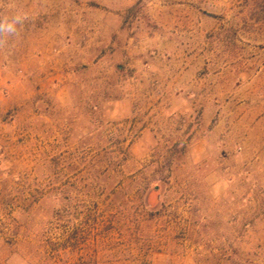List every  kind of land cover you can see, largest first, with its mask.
<instances>
[{
    "label": "rangeland",
    "instance_id": "1",
    "mask_svg": "<svg viewBox=\"0 0 264 264\" xmlns=\"http://www.w3.org/2000/svg\"><path fill=\"white\" fill-rule=\"evenodd\" d=\"M0 264H264V0H0Z\"/></svg>",
    "mask_w": 264,
    "mask_h": 264
},
{
    "label": "clouds",
    "instance_id": "2",
    "mask_svg": "<svg viewBox=\"0 0 264 264\" xmlns=\"http://www.w3.org/2000/svg\"><path fill=\"white\" fill-rule=\"evenodd\" d=\"M7 31H14V27L12 24H9L6 28Z\"/></svg>",
    "mask_w": 264,
    "mask_h": 264
}]
</instances>
